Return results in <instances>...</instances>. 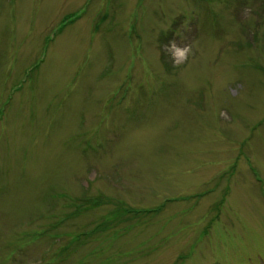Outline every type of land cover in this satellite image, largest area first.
I'll return each instance as SVG.
<instances>
[{"label":"rangeland","instance_id":"374dc122","mask_svg":"<svg viewBox=\"0 0 264 264\" xmlns=\"http://www.w3.org/2000/svg\"><path fill=\"white\" fill-rule=\"evenodd\" d=\"M0 264H264V0H0Z\"/></svg>","mask_w":264,"mask_h":264},{"label":"clouds","instance_id":"9594fccd","mask_svg":"<svg viewBox=\"0 0 264 264\" xmlns=\"http://www.w3.org/2000/svg\"><path fill=\"white\" fill-rule=\"evenodd\" d=\"M166 51L172 53L174 59V65L179 66L181 63L187 60L188 54L190 53V47L184 46L183 48L178 47L175 42H172L167 48Z\"/></svg>","mask_w":264,"mask_h":264}]
</instances>
